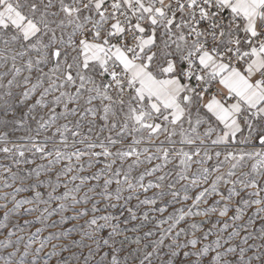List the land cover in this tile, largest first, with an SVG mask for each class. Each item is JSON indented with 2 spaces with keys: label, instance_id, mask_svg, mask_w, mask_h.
Segmentation results:
<instances>
[{
  "label": "snow or ice",
  "instance_id": "obj_1",
  "mask_svg": "<svg viewBox=\"0 0 264 264\" xmlns=\"http://www.w3.org/2000/svg\"><path fill=\"white\" fill-rule=\"evenodd\" d=\"M0 264H264V0H0Z\"/></svg>",
  "mask_w": 264,
  "mask_h": 264
}]
</instances>
